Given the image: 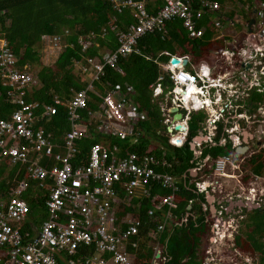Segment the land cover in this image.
Instances as JSON below:
<instances>
[{
  "label": "built area",
  "instance_id": "2783aa9c",
  "mask_svg": "<svg viewBox=\"0 0 264 264\" xmlns=\"http://www.w3.org/2000/svg\"><path fill=\"white\" fill-rule=\"evenodd\" d=\"M110 1L118 12L121 8H130L135 22L117 33L118 45L115 50L100 51L98 55L87 58L85 64L75 61V67L87 84L84 89L73 91L68 100L54 96L50 103L45 104L27 101L25 94L38 84L37 79L29 72L27 64L19 67L16 56L0 35V97L4 96L5 104L10 107L4 116L0 115V162L8 161L11 165H19L21 168L17 174L22 169L27 174V178L23 179L14 177L6 183L7 188L0 192V264H136L139 248L137 238L144 223L135 215L119 214L125 206L139 209L141 203H133L135 199L141 201L152 198L156 201L157 195L152 197L151 194L155 184L162 185L170 194L158 206L159 209L167 210L163 213L165 222L150 234L155 251L151 264H167L170 261L165 248L155 240L166 230L171 219L178 221L173 215V209L177 205L176 193L180 191L178 179L158 170L172 168L173 164L165 151L159 158L136 152L119 156L118 146L109 145L108 138L127 139L130 145H135L142 133L137 124L144 116L137 113L136 107L130 102L133 94L131 88L121 92L116 87L103 93L95 89V82L99 81L106 66L122 73L116 66L118 58L132 53L139 54L137 41L145 34L155 31L164 34L166 22L179 19L189 38L200 39L206 29L197 28V22L208 15L219 29L214 38L227 37L223 40L227 47L219 52V49L212 51L214 55L220 56V62H224V65L220 64L228 67L224 73L220 71L223 67H220L212 76L209 73L202 74V61L190 63L188 56L179 57L164 52V55H168L170 59L176 58L180 63L173 65L170 59L159 63L163 74L154 86H150L152 97L159 103L164 95L170 97V103L161 107V112L167 129H172L169 132L172 142L179 147L187 142L191 114L206 111L208 106L204 104L208 100L215 111V115L208 114L209 117L205 120L208 125L204 122L203 130L193 139L194 143L191 142V145L195 144L197 167L190 172L199 174L207 163L213 162L209 155L201 158L204 146H226L229 142L226 134L230 131L225 128L223 131L222 128L217 143L220 126L216 124L225 117L235 120L237 111L242 108V89L237 88V82L226 83L223 77L228 74L230 76V70L237 68L239 80L244 82L243 89L246 87L253 92L259 87V93H264L263 2L255 1L252 7L255 10L253 24L248 26L250 21H245L244 36L231 41L221 32L223 23L216 15L220 13V6L212 0H160V8L153 13L147 11L144 0ZM46 37L47 42L58 50V54L66 46L61 42V36H42L41 41ZM93 37L78 38L82 50L92 46ZM184 59L187 60L185 66L182 65ZM165 78L172 84L170 88L163 85ZM224 84L232 90L224 88ZM189 87L195 88L201 107L194 108L191 98H186ZM227 90L229 95L233 94L230 105L220 107L217 112L214 106L220 103L221 98H225L226 94L223 92ZM90 92L98 98V108L88 111L87 118H83L81 112L91 100ZM187 101L190 103H186ZM169 106L177 107L180 112L184 111L182 122L187 127L185 131H176L177 124L171 122V115L167 112ZM59 107L66 108L70 123V129L62 137L60 144L53 141L52 134L38 126L44 118L56 115ZM178 134L183 138L181 144L174 140L179 138ZM95 136L100 140L89 147L85 158H81L77 142L84 138L93 139ZM198 138L201 140L197 144ZM239 147V140L232 143L235 153ZM43 158L50 159L52 164L44 167L41 165ZM232 158L233 155L226 154L213 162L215 174L225 175L228 165L234 164ZM30 182H35V185L32 187ZM194 184L195 192L199 195L206 194L214 186L211 180L206 179L199 182L190 180L187 185L191 187ZM31 189H34L35 196H38L35 190L47 191L44 199L47 219L41 223L32 219L29 205L23 198V194ZM195 203V200H190L187 210L191 211ZM203 206L206 212V203ZM223 209L218 210L216 217H221ZM155 214L156 209H149L148 216L154 217ZM192 215L194 216V212ZM188 216L190 213L185 214L181 222H185ZM25 225L27 228L23 229ZM219 226L220 224L215 223L213 228ZM158 254L159 258L156 257ZM203 264H206V259Z\"/></svg>",
  "mask_w": 264,
  "mask_h": 264
},
{
  "label": "trees",
  "instance_id": "16d2710c",
  "mask_svg": "<svg viewBox=\"0 0 264 264\" xmlns=\"http://www.w3.org/2000/svg\"><path fill=\"white\" fill-rule=\"evenodd\" d=\"M144 1L149 13L157 11L162 4L160 0ZM212 1L217 2L220 6V13L218 12L216 15L218 18L220 17L223 24L235 14L232 7H240L243 15L241 19L248 21L244 8L247 6V9L249 7L251 9L255 1L264 3V0ZM134 22L135 18L130 8H121L118 12L110 0H0V35L3 36L9 49L16 56L19 67L27 64L29 72L37 79L38 84L26 92V100L40 104L50 103L54 96L68 100L73 91L84 89L87 83L75 67V61L85 64L87 58L98 55L100 51L115 50L118 45L117 33L126 30ZM202 27L206 29L203 36L196 39L189 38L181 20L173 19L166 22L164 34L156 31L147 33L137 41L139 54L132 53L118 58L116 66L122 73L106 66L99 81L95 82V89L100 93L116 87L121 92L131 88L133 94L130 97V102L136 107L137 113L144 116L139 119L137 124V128L142 133L135 145H130L127 139L108 138L109 145L118 146L119 156L136 152L139 155L150 154L159 158L165 151L168 160L173 164L169 169L158 168L159 171L170 173L178 179L180 189L176 193V208L173 209L174 218H178V221H174L172 224L174 231L166 228L159 235V241L164 247L167 243V253L170 257L167 264H203L207 252L206 245L202 246L203 241L209 236L207 239L209 242L212 227L216 223L215 219L211 220L212 215L209 210L204 213L200 207L197 209L195 206L191 211L187 210L190 200L205 203L204 194L199 195L195 192V184L191 187L187 185L190 180L199 182L202 181L203 176L206 179L215 176L213 162L226 154L240 157L239 169L241 170L243 167L245 173L248 168H251L250 174L246 173L244 179L264 174V153L258 157L237 155L232 144L228 142L226 146H204L201 158L204 159L209 155L213 162L207 163L203 171L199 172L197 179H193L190 177V171L197 167V161L191 148V142L203 130L206 114L203 111L191 114L188 122L187 142L182 147L172 142L171 134L163 125L164 117L161 107L154 101L150 87L154 86L159 76L163 74L159 63H165L170 59L168 55L163 54L167 52L179 57L188 56L193 59V63L197 64L211 56L208 52L210 49L223 46L221 41H212L219 29L214 26L210 16L207 15L198 20L197 28ZM91 35L94 36L92 46L82 50L78 44V38ZM42 36H61V42L66 44L54 65L50 67L43 66L40 61ZM94 43L98 46H95ZM163 85L168 88L172 86L168 78L164 79ZM89 95L91 100L87 102L86 109L81 112L83 118H87L88 111L98 108V98L91 92ZM261 100L260 98L259 101ZM9 109L10 107L5 104L4 96H1L0 115L4 116L5 111L8 112ZM38 126L52 134L53 141L60 144L62 137L70 129L66 108L59 107L56 115L44 118L38 123ZM89 129L92 130L91 127ZM181 136L178 134L179 138L174 139L178 144L182 143ZM220 136L221 128L216 138L217 143ZM99 140V137L95 136L93 139L84 138L78 141L79 156L85 158L89 147ZM51 164L52 161L47 158H43L41 163L44 167ZM209 164L212 165L209 166ZM245 165L248 167L247 169H245ZM20 168L19 165H11L8 161L0 162V192L7 188L6 183L14 177L17 179L27 178L23 169L17 174ZM30 185L33 187L35 184L30 182ZM35 192L38 196H35L34 189H31L23 194V198L31 210L30 216L41 223L47 219L44 202L46 193L44 190H35ZM151 194L152 197L157 195L158 199L156 201L152 198H144L141 201L135 199L133 203H141L139 209L125 206L119 214L120 216L135 215L144 223L140 233L141 239L138 240L136 264H151L152 262L155 251L150 234L164 222L163 213L167 210L159 209L158 206L161 200L170 194V191L160 184H155ZM260 204V207L244 211L243 215H246V219L243 220V223L246 229L235 235L233 244L238 251L257 257V264H264V203ZM149 209H156L154 217L148 216ZM196 210L200 211L198 212L200 215L194 218L192 214ZM187 213H190V216L185 222H181ZM26 228L25 225L23 229Z\"/></svg>",
  "mask_w": 264,
  "mask_h": 264
},
{
  "label": "rangeland",
  "instance_id": "374dc122",
  "mask_svg": "<svg viewBox=\"0 0 264 264\" xmlns=\"http://www.w3.org/2000/svg\"><path fill=\"white\" fill-rule=\"evenodd\" d=\"M254 5V3H253ZM256 5V4H255ZM246 6V5H245ZM244 6V7H245ZM243 7V8H244ZM247 7V6H246ZM244 8V12L247 16V20H253L254 18V13L253 9L249 7V9ZM233 10V12L235 14L232 15V17L228 20H226V22L223 24V28L221 30V32L223 34H226L229 38V40L231 41H237L238 38L241 39L244 34H245V20L241 19L242 18V13L240 10V7L236 6V8H231ZM234 21V23L232 20ZM245 22V23H243ZM44 41H41L42 44H40V61L41 64L43 66H53L55 61L58 58V50L54 49L52 43H48L47 41V37L44 38ZM227 39H216V38H212L213 42H222L223 46H216L214 47L212 50L210 49L208 52L211 55L210 57H208L207 59H204V61H202V65L206 66L210 76H212L214 73L218 72V68L221 67V64H224V62H220L221 58L219 55H214L212 53V51H216L218 50V52L220 51V49H223L225 47H227L225 45V43L223 42V40ZM230 45V44H229ZM211 51V53H210ZM217 58V60H216ZM209 60V61H208ZM219 60V61H218ZM190 63H193V59L190 58ZM221 63V64H220ZM198 67V66H197ZM196 67V71H198L199 69ZM213 67V69L211 70V68ZM228 69V67H226L224 70ZM224 70L222 72H224ZM236 70H238L236 68ZM235 71V70H234ZM233 73V72H232ZM231 73V74H232ZM209 76V77H210ZM225 79V82L227 81H232V77L228 76H224L223 77ZM224 88L230 89L232 90L231 87H227L226 84H224ZM239 90L242 89V103L244 106V109H246V102L249 99L251 90H247V88L245 87L243 89L242 85H239L237 87ZM224 94H226L225 98H221L219 101L220 103L216 106H214L218 112V110L220 109V107H225L230 105V98L232 97L233 94L229 95L230 92L229 90L224 91ZM255 91L252 92V94H254ZM258 96H260L262 99H264V94H259ZM170 97L164 95L162 97L161 103H159L158 101L154 100L155 102H157V104L160 107H165L166 105H168L170 103ZM234 99V98H233ZM248 104V103H247ZM264 102L260 104V110L258 112H255L253 114H257L258 119L262 120L264 118ZM206 111H203L206 114V117H209V113L210 109L206 108ZM240 110V109H239ZM235 111V110H234ZM239 111H237L238 113ZM236 113V115H237ZM248 115V113L246 114ZM246 117V116H244ZM207 119V118H206ZM247 120V119H246ZM207 124V121H205ZM164 126H167L164 122H163ZM208 125V124H207ZM255 127H258V123L254 124ZM261 128V127H260ZM263 128V127H262ZM261 131V130H260ZM194 143V142H192ZM156 144V142L154 143ZM195 146V144H193ZM261 148H264L261 147ZM255 151L257 152V150H261L259 147L258 148H254ZM238 158V159H237ZM232 161L234 162V164H230L228 165L227 171L225 175H218L215 174V176L212 177V182H213V189L214 192L212 193L211 191V196H220V198L225 201V205L224 208H228V213L224 214L222 217H216L215 218V222L216 224H220V226L217 228H214L215 231L212 232V234L210 235V239L209 242L207 241L208 237L204 239L203 241V245H206V264H257V257H252L249 256L250 253H243L241 251H238L237 249L234 248V244H233V240L235 235L238 232H242L244 231L245 228V224L243 223V220L246 219V215H243V213H239L236 212V209L240 206V204L243 205H247L249 203V201L253 202H261L263 203L264 201V174L258 178L254 177V176H250L249 179H244V177L246 176V173L250 174L251 172V168L246 167L245 165V169L248 168L247 172L245 173V170L243 169V167L241 168V170L239 169V163L240 161V157H233ZM212 164H209V166H211ZM218 181V183L216 182ZM219 187V189H218ZM215 193V194H214ZM257 195V196H256ZM256 196V199L254 200ZM215 198V197H214ZM239 198V199H238ZM230 203L229 205H226L227 203ZM250 204V203H249ZM195 208L199 209V206L197 203L194 204ZM216 207V209L218 208V206H216V203L214 205ZM209 210V209H208ZM234 210V211H233ZM242 215V216H239ZM164 222H165V216H163ZM212 220V217H211ZM214 220V219H213ZM223 220L225 223H227V228L226 226H224L225 224H221V221ZM174 222V219H171L170 222L167 224V228L170 230L173 228L172 224ZM232 225L233 228L231 229L228 225ZM207 241V242H206ZM156 243H159L160 245H162L159 241V237L155 240ZM209 243V244H207Z\"/></svg>",
  "mask_w": 264,
  "mask_h": 264
},
{
  "label": "flooded vegetation",
  "instance_id": "af4514ba",
  "mask_svg": "<svg viewBox=\"0 0 264 264\" xmlns=\"http://www.w3.org/2000/svg\"><path fill=\"white\" fill-rule=\"evenodd\" d=\"M224 65V64H223ZM221 67H223L221 65ZM226 67H223L220 71L222 72ZM226 71V70H224ZM230 72H233L232 74H230V77H232V81L237 82V86L242 85L244 82L243 80H239L240 79V75L238 70H230ZM224 73V72H223ZM259 87L255 88V93H254V104L251 106V109H249V107L247 108L246 104V109H244L243 103L241 102L242 108H240L239 112L237 113V118H235V120H232L231 118H221L222 121L221 122H217L216 126H220L221 130L224 128L228 131H230L228 134H226V137L228 138V141L232 144L234 141H240L241 142V147H246L248 148V150L246 151V153L244 155H249V156H256L258 157V155L263 154L264 153V148H261L264 146V119L259 120L257 114H253L255 112H258L260 110V103L264 102V99H262L260 96H258L259 94H264V93H259L258 91ZM262 99V101L260 102L259 99ZM248 113V115H246ZM246 116V117H244ZM264 118V117H262ZM247 119V120H246ZM255 123H258V127H255ZM222 126V127H221ZM260 127H261V131H260ZM263 127V128H262ZM246 134H249L250 136H246ZM238 139V140H237ZM260 148L261 150H257V152H254L255 149L254 148ZM260 177V176H258ZM256 177V178H258ZM257 196V195H256ZM256 196L254 198V200L256 199ZM239 199V198H238ZM226 203V202H225ZM225 203H223V205H225ZM250 204H253L256 207H260L261 206V202H253L249 201ZM264 203V202H263ZM230 203L228 202L226 205H229ZM244 204V203H243ZM220 206H222V204H219ZM252 208V209H254ZM226 208L223 209L222 211V215L227 214L226 212ZM250 209V206L247 205H242L239 206L236 209V212H239L240 214L243 213L245 210H252ZM219 210V207L218 209ZM234 211V210H233ZM242 216V215H239ZM221 224L224 223L223 220H220ZM226 224V223H225ZM231 229L233 228L232 225H228ZM226 228H227V224H226Z\"/></svg>",
  "mask_w": 264,
  "mask_h": 264
},
{
  "label": "crops",
  "instance_id": "0c3cea01",
  "mask_svg": "<svg viewBox=\"0 0 264 264\" xmlns=\"http://www.w3.org/2000/svg\"><path fill=\"white\" fill-rule=\"evenodd\" d=\"M148 1H151V0H148ZM202 61H204V60H202ZM209 61V60H208ZM205 68H207L206 66H205ZM222 78H220V80H221ZM253 95L254 94H252V92L250 93V96H249V99L247 100V102H246V104L248 103V105H247V108L249 107V109H251V106L254 104V97H253ZM253 100V101H252ZM262 101V100H261ZM260 101V102H261ZM262 103V102H261ZM260 103V104H261ZM208 106V108H211V104L210 105H207ZM210 112L211 113H213L214 115H215V111L211 108L210 109ZM201 140V139H200ZM197 144H198V142H197ZM156 145V144H155ZM182 147V146H181ZM191 148H192V150L194 151V148H193V146L191 145ZM204 149V148H203ZM194 154H195V152H194ZM195 157H196V154H195ZM199 174H196V173H193V172H191L190 173V177H192L193 179H197V176H198ZM203 179H206L204 176H203V178H202V180ZM206 180H211L212 181V177H207V179ZM217 183H218V181H216ZM33 184H35V182H32ZM218 189H219V187H218ZM213 193V191H212V189H208V192L206 193V194H204V198H205V203H206V206H207V208L209 209V211H210V213H211V215H212V217H216L217 216V212H218V208L216 209V207L214 206L215 205V203H216V206H218L219 207V209H223V203H225V201H223L221 198H220V196H213V198L211 199L210 198V195H211V192ZM47 191H45L44 193H46ZM215 194V193H214ZM215 197V198H214ZM200 202V201H199ZM197 204H198V206L203 210L204 209V206H203V204L204 203H202V202H200V203H198V202H196ZM219 204H222V206H220ZM194 207V205L192 206V208ZM187 209H189V206H188V208ZM192 210V209H191ZM198 212H200L199 210H196L195 212H194V216L197 218V217H199V213ZM203 212H204V210H203ZM226 212L228 213L229 211H228V208L226 209ZM204 213H206V212H204ZM32 219H33V217H32ZM224 224H225V222H224ZM227 224V223H226ZM226 224L224 225V226H226ZM231 225V224H230ZM214 228H217V227H214ZM214 228L212 227V232L213 231H215L214 230ZM218 229V228H217ZM170 231H174V227L172 228V229H170ZM140 237V238H139ZM138 238H137V242H138V240L139 239H141V236H139ZM139 243V242H138ZM163 248H165V252L167 253V243H166V245H165V247L163 246V245H161ZM168 254V253H167ZM169 256V255H168ZM154 258V257H153Z\"/></svg>",
  "mask_w": 264,
  "mask_h": 264
},
{
  "label": "water",
  "instance_id": "95a60500",
  "mask_svg": "<svg viewBox=\"0 0 264 264\" xmlns=\"http://www.w3.org/2000/svg\"><path fill=\"white\" fill-rule=\"evenodd\" d=\"M252 13H255V10H253ZM253 24V20H250L249 22V25L248 26H251ZM179 60L176 59V58H171L170 59V63L173 64V65H179ZM187 63V60L184 59L182 61V65L185 66ZM168 114L171 115V122L172 123H175L177 124L175 129L176 131H185L187 129L186 126H184L183 124V119H184V115L179 111V109L175 106H169L168 110H167ZM261 130V128H260ZM168 131L169 132H172V129L171 128H168ZM246 136H250L249 134H246ZM196 141H200V138L196 139ZM193 148H195L194 145H192ZM248 150V148L246 147H239L237 150H236V153L239 154V155H244L246 153V151ZM210 198L212 199L213 196L210 195ZM243 204H240V206H242ZM248 205L250 206V209L254 208L255 206L253 204H249ZM157 258H159V254L156 256Z\"/></svg>",
  "mask_w": 264,
  "mask_h": 264
},
{
  "label": "bare ground",
  "instance_id": "6f19581e",
  "mask_svg": "<svg viewBox=\"0 0 264 264\" xmlns=\"http://www.w3.org/2000/svg\"><path fill=\"white\" fill-rule=\"evenodd\" d=\"M180 63V62H179ZM178 67H180V66H178ZM208 73H209V71L207 70V68H202V74H206V75H208ZM177 92H178V89L176 90ZM186 98H188V100L191 98V103L193 104V107L194 108H199V107H201V102L198 100V97L195 95V88L194 87H189L188 89H187V92H186ZM185 98V99H186ZM186 103H190L189 101H187ZM211 103H210V101L208 100V101H206V104H204V106H207V105H210ZM187 107H189L188 105H187ZM184 126H186V125H184Z\"/></svg>",
  "mask_w": 264,
  "mask_h": 264
},
{
  "label": "clouds",
  "instance_id": "9594fccd",
  "mask_svg": "<svg viewBox=\"0 0 264 264\" xmlns=\"http://www.w3.org/2000/svg\"><path fill=\"white\" fill-rule=\"evenodd\" d=\"M204 67H205V66L203 65V68H204ZM207 70H208V69H207ZM226 83H230V82H229V81H227ZM226 86H227V85H226ZM227 87H228V86H227ZM228 88H229V87H228ZM182 112L184 113V111H182ZM182 112H181V113H182Z\"/></svg>",
  "mask_w": 264,
  "mask_h": 264
}]
</instances>
